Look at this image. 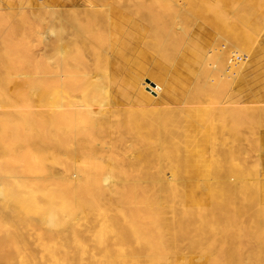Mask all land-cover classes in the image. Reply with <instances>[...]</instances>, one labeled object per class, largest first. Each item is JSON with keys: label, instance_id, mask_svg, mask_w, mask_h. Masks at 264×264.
Here are the masks:
<instances>
[{"label": "bare ground", "instance_id": "6f19581e", "mask_svg": "<svg viewBox=\"0 0 264 264\" xmlns=\"http://www.w3.org/2000/svg\"><path fill=\"white\" fill-rule=\"evenodd\" d=\"M3 1L0 15L28 6ZM150 1L138 18L113 0L41 2L35 47L11 17L19 35L0 45V112L20 114L19 99L50 109L26 114L46 122L39 129L15 131L16 116L0 114V264H264V176L241 146L242 132L264 124V43L240 26L255 0H187L177 11ZM208 10L220 34L210 51L191 32L198 48L168 44L176 18L197 23Z\"/></svg>", "mask_w": 264, "mask_h": 264}, {"label": "rangeland", "instance_id": "374dc122", "mask_svg": "<svg viewBox=\"0 0 264 264\" xmlns=\"http://www.w3.org/2000/svg\"><path fill=\"white\" fill-rule=\"evenodd\" d=\"M24 1H25V2H24ZM24 1H22V3H21V0H20V1H19V0H4V1H3L5 4H9V2H11L10 4H13V5H15V4H16V5H17V4H20V5L23 4V5H28L30 8H29L28 6H25V9L21 10L20 13H19L18 11L15 10L16 12H15V11L13 12V13L15 14V16H14L13 13H11V10L9 11L10 13H9V12L5 13L7 16H6V15H3V14L0 15V18H1L0 20H2L1 22H3L4 20L8 19L9 14L13 15V16L10 15V17H9V18L11 19V20H10L11 23H12V21H13L12 18H16V19H17L16 16L20 17L19 19H17L18 22L23 21V22H21L22 24L20 23V26H18L19 28H17V25H16V22H17V21L15 22V20L13 21L12 24L10 23L11 25L8 23V22H10V21H7V20H6L5 22H7L9 25H7V23H6L5 25H7L8 27L4 26V24H3L4 22L2 23L3 26H2V28H0V31H2V29L5 30L6 28H9V26H10L11 28L6 29L7 32H5L6 30H5V31L3 30V31H2L3 33L0 32V33H2V34H1L2 36H3V34H4L3 37L0 36V37L2 38V41H1V44H0L1 46H2V44H3V46H4L5 44H7L10 40H13V42H14L15 40L17 41V39H21V40H22L23 38H24V39L27 38L26 41H28V40L30 41V39L33 38V39H32V40H34L33 43H36V44H33V45L31 44L32 47H33L34 45H35V46H36V45H40V44H38L37 42L39 41V43H40L41 38H39V36H38L37 34L41 35L40 37L43 36V34H42V33H43V27L45 26L44 23L46 22V19L43 17V14L41 15V17L37 15L36 11H37L38 13H39L40 11H38V9H36V7L38 6L39 3L42 2L41 4H43L45 1L47 2V1H49V0H24ZM50 1H51V0H50ZM58 1H62V0H58ZM127 1H128V2H127ZM127 1H126V0H119V1H118V0H116V1L113 0V2H116L117 4L119 3V4H123L124 6L126 5L125 7H126V10H127V11H128V10H129V12H130V10L133 11V13L130 12L131 15L133 14L132 17L135 16L136 18H138V17H140V16L142 17V15H141L142 13L140 12V8H139V6H140L142 3H148L150 0H127ZM151 1H153V0H151ZM151 1H150V2H151ZM166 1H168V0H166ZM171 1H173V2H171ZM171 1H169V2H171V3H174V2H175V8H176L175 10H176V11L178 10L177 8L180 9V8H187V7H188V5H186V4H188L187 0H183V1H182V0H181V1H180V0H171ZM262 1H263V0H260V1H259V0H255V1H254L255 4H254V6H253V9L255 10V12H254L255 15H251V16H249L250 18H245L244 20H246L247 23L240 24V26H241V28H242V33H243L244 35H247L248 37H250V36L252 37V38L250 37V39H251V43L254 42V44H255V43L257 42L256 44H259V45H262V44L264 43V42H263V41H264V4H263L264 1H263V2H262ZM26 2H27V3H26ZM28 2L30 3V5H31L32 7L29 5ZM85 2H87V5H89L90 7H92V6H94V3L97 2V0H85V1L82 0V3L85 4ZM126 2L129 3V4L127 5ZM131 2H132L133 4H132ZM186 2H187V3H186ZM261 4H262L263 7L261 6ZM16 5H15V6H16ZM33 5H34V7H33ZM35 5H36V7H35ZM85 5H86V4H85ZM133 5H134V10H133ZM137 5H138V6H137ZM181 5H182L183 7H182ZM184 5H186V6L184 7ZM255 5H256L259 9L256 8ZM259 5H260V6H259ZM17 6H18V5H17ZM131 7H132V8H131ZM33 8H35V9H33ZM257 10H258V11H257ZM22 11H25V12H22ZM31 11H34V12H31ZM176 11H175V12H176ZM17 12H18V13H17ZM27 12H29V14H28ZM208 12H209V10H208ZM208 12H207V13H208ZM211 12H212V11H211ZM260 12H261V13H260ZM8 13H9V14H8ZM24 13H25V15H24ZM34 13H35V14H34ZM138 13H139V16H138ZM17 14H18V15H17ZM26 14H27V15H26ZM31 14H33L34 16L31 15ZM39 14H40V13H39ZM208 14H210V15H209V16H204L207 20H205V18L203 17V18H201V20L203 19V20H205V21H203V20H202V21H197V23H198V24H197L196 21H194V18H193V20H192V18H190V17H189L190 20L187 19V17L176 18V17H177V13H175V18L178 20V22H177V20L175 19V21L178 23V24H177V23L175 22V23H176V25H175V42H173L174 39H171V43H170V41H169L168 44H169V45H170V44H173V46H175V47H176V46H179V47H177V49L179 50V49H181V48H182V49H187V48H184V47H187L186 44L189 43L188 45L191 44L192 46H194V48H195V47H196V48L199 47L198 49H201V50H202V48H203V51L205 50V52H208L207 49H209V51H210V50L212 49V47H213V44H216V43H218V41H220V34H219V33L217 34V31H216L215 29H213L214 27H212V26H214V25L212 24V21H211V20H213V19H212V18H213V16H212L213 14H211L210 12H209ZM208 14H207V15H208ZM257 14H258V15H257ZM20 15H21V16H20ZM35 15L38 16V17L36 16V19L34 18ZM211 16H212V18H211ZM258 16H259V17H258ZM4 17H5V18H4ZM6 17H7V18H6ZM11 17H12V18H11ZM28 17H30V18H28ZM39 17H40V18H39ZM209 17H210V18H209ZM3 18H4V20H3ZM43 18H44V19H43ZM251 18H254V19H251ZM32 19H33V20H32ZM38 19H40V20H39L40 22L38 21ZM41 19H42V20H41ZM208 19H209L211 22H208V21H209ZM19 20H20V21H19ZM43 20H44V21H43ZM180 20H181V21H180ZM185 20H187V21L185 22ZM250 20H251V21H250ZM32 21H33V22H32ZM41 21H43V23H42ZM18 22H17V23H18ZM29 22H32V23L30 24ZM193 22H194V23H193ZM201 22H202V26H201ZM250 22H251V23H250ZM26 23H28L29 25L26 24ZM33 23L36 24V25H32ZM40 23H41L43 26H42ZM187 23H188V24H187ZM195 23H196V24H195ZM14 24H15V25H14ZM23 24H25L26 26H24ZM37 24L40 25V26H38ZM193 24H194V25H193ZM204 24H205V25H204ZM245 24H246V26H247L248 28L245 27ZM18 25H19V23H18ZM22 25H23V27H24L23 32H24V31H25V32L27 31V32L25 33L26 36H24V37H22V38H18V37H19V36H18L17 39H15V36L13 37V32H14L15 28H17V30L20 31V33H21V29H23V27H21ZM27 25L30 26V28H29ZM180 25H181V27H180ZM198 25H200L201 27L198 28ZM203 25H204V26H203ZM254 25H255V26H254ZM262 25H263V26H262ZM184 26H185V27H184ZM207 26H208L209 28H208ZM0 27H1V26H0ZM5 27H6V28H5ZM14 27H15V28H14ZM33 27H36L37 29H36V28H33ZM183 27H184V31H183ZM205 27H206V28H205ZM32 28H33V30H34L35 32H37V33H35V32L32 30ZM186 28H187V29H186ZM28 29L31 30V31H29ZM177 29H178V30H177ZM251 29H252V30H251ZM17 30H15V32L19 35V32H17ZM186 30H187V31H186ZM189 30H190V31H189ZM247 30H248V31H247ZM249 30H250V31H249ZM40 31H41V33H40ZM179 31H180V32H179ZM213 31H215L216 33L213 34ZM262 31H263V32H262ZM15 32H14V33H15ZM28 32H31V33H30L31 36L28 35V34H29ZM185 32H186V33H185ZM190 32H191L192 34H191ZM207 32H208V33H207ZM211 32H212V33H211ZM246 32H247V33H246ZM7 33H8V34H7ZM10 33H12V34H10ZM183 33H184V34H183ZM188 33H189V35L191 34L190 37H193V38H191V39H193V41L197 40V41L199 42V46H198V47H197L198 44H197V43L194 44V42L190 39L189 35H187ZM204 33H205V34H204ZM206 33H207V34H206ZM25 34H24V35H25ZM181 34H182V35H181ZM193 34H195V36H194ZM200 34H201V35H200ZM257 34H259V35H257ZM15 35H16V34H15ZM160 35H161V34H160ZM164 35L166 36V34H163V33H162V36H163V37H161V36H159V37L162 38V39H161L162 43H165V42H166L165 44H167V41L169 40V38H167V36H166L167 39H166L165 42H164V41H163V39H165V36H164ZM180 35H181V36H180ZM192 35H193V36H192ZM215 35H216V36H215ZM249 35H250V36H249ZM8 36H9V37H8ZM182 36H183V37H182ZM185 36H186V39H185ZM187 36H188V37H187ZM203 36H204L206 39H207L208 36H209L208 39H209L210 41H208V40H206L205 38H203ZM29 37H30V39H29ZM179 37H180V38H179ZM256 37H257V38H256ZM3 38H4V39H3ZM5 38H6V39L8 38V39H10V40L7 39V41H6ZM13 38H14V39H13ZM34 38H36V41H35ZM183 38L186 40V41L184 40V44H185V45L183 44V45H184V46H183V45L181 44V47H180V43H179V45H176L177 42H182V39H183ZM188 38H189V39H188ZM202 38H203V39H202ZM210 38H211V39L213 38L212 40H214V43H212L213 41L211 42V39H210ZM258 38H259V39H258ZM261 38H262V40H261ZM159 39H160V38H159ZM204 39H205V40H204ZM32 40H31V41H32ZM37 40H38V41H37ZM180 40H181V41H180ZM217 40H218V41H217ZM252 40H253V41H252ZM5 41H6L7 43H4ZM29 41H28V42H29ZM31 41H30V42H31ZM187 41H188V43H187ZM189 41H190V42H189ZM203 41H205L207 44H208V42H209V43L211 42L212 45H210V47H209V45L205 44V42H203ZM207 41H208V42H207ZM216 41H217V42H216ZM159 42H160V41H159ZM195 42H196V41H195ZM202 42H203V43H202ZM11 43H12V41L9 42V44H11ZM15 43H16V42H15ZM175 43H176V44H175ZM12 44H13V43H12ZM196 44H197V45H196ZM201 44H202V45L204 44L203 46H206V48L201 47V46H202ZM256 44H255V47H256ZM29 45H30V44H29ZM263 45H264V44H263ZM263 45H262V46H263ZM1 46H0V47H1ZM35 46H34V47H35ZM182 46H183V47H182ZM211 46H212V47H211ZM257 46H258V45H257ZM30 47H31V46H30ZM2 48H3V47H2ZM194 48L191 47L190 49H191V50H194ZM263 48H264V46H263ZM34 49H37V50H36L35 52H34V51H32V52L36 54V53H38V52L40 51V46H38L37 48H33L32 50H34ZM188 49H189V48H188ZM1 50H2V49H1ZM37 51H38V52H37ZM32 52H31V53H32ZM40 52H42V51H40ZM88 55H89V54H88ZM89 58H90V57H89ZM98 59H99V58H98ZM100 60H101V59H100ZM98 62H100V61H98ZM147 77H148V76H147ZM146 81H148V80H146ZM79 83H80L79 85H78V82H77V84L75 83V85H73L74 87L72 86V90L75 91V89H76V93H77V94L80 93L79 95H82L84 92L86 93V89H88V88H86V89L84 88V89H83V87H84V86H83V85H84V82H83V81H82V82L79 81ZM8 84H9V83H7V84L4 85V86H5L6 89L8 88V90L11 88V89L9 90V91H11V92H12L13 90H15V89L21 87V86H18L17 84H14V83H13L14 88L12 89V87H13L12 83H10V85H11L12 87L9 86ZM7 85H8V86H7ZM86 85H87V84H86ZM75 86H77V88H75ZM79 86H80L81 88H80ZM86 87H87V86H86ZM73 88H74V89H73ZM77 89H78L79 92L77 91ZM80 90H82V91H80ZM83 90H85V91L83 92ZM82 92H83V93H82ZM81 93H82V94H81ZM96 97H97V99L100 98L99 95L96 96ZM98 97H99V98H98ZM78 99H79L78 101H82V100H83V99L81 100L80 98H78ZM85 100H86V99H84L82 102H79V103H83V104H84V103L86 102V105H87V102H88V104H91V105H90V106L87 105V106L81 107V108L84 109V110H85V107H87V108H88V107H90V108L92 107V108H94V111L97 112V111L100 110V108H101L100 106L103 107V104H102L101 102H100L101 104H99V105L97 104V101H98V100H96L95 102H93L92 100H89V101H88V100L85 101ZM63 101L65 102L66 99H63ZM63 101H62V102H63ZM89 102H91V103H89ZM92 102H93V104H92ZM246 102H247V103H246ZM27 103H29V102H28V101H24V100H22V99H21V100L19 99V100L15 101V104H17L18 108H20V109L22 110L20 114H19V113H17V114H15V113L12 114V112H13V111H12V110H13L12 108H11V110H9V111H11V112L6 111V110H8V109L10 108L9 105H7L8 108H7L6 110L4 109V111H1V112H3V116H2V114H1V112H0L2 118H4V121H6V119H8V117H9V118L11 117V118H10V120H11L13 115L16 116V117H15V118H17L16 120L14 119V117H13V119L11 120V121L13 122V124L15 125V127H12V126H14V125L11 124L12 122H10V121L7 120L8 122H10V124H11L10 126H11L12 128H15V131H16V129L18 128V126H23V125H25L24 122L28 123L27 121L30 122V120H31V123H32V119H33V118H30V120H29V117H28V116H30V117L32 116V117H34V118H37L38 116L35 117V115L38 114L40 111L43 112V113H48V110L50 109V107H49L50 105H48V106L45 107V105L42 106V105H40V103H39L40 106H38V103H37V106L40 108V110H39V111H38V110H35V111H36V112H34L35 114H34V113H32V114L30 113V114H29V112H31V110H33L32 105L35 106V107H37V106H36V104H32V103H33L32 100H31V102L28 104V106H27V105H24V104H27ZM35 103H36V102H35ZM98 103H99V101H98ZM245 103H246L247 105H254V104H255V103H254V104H252V103L250 104V103H248V101H245ZM245 103H242V105L245 104ZM94 104H96V105H94ZM21 105H22L23 107H22ZM29 105H30V106H29ZM84 105H85V104H84ZM92 105H94V107H93ZM120 105H121V106L117 105V106H115V107H116V108H123V107H124L122 104H120ZM257 105H259V104H257ZM98 106H99L100 108H99ZM254 106H255V105H254ZM1 107H2V108H4V107H3V106H0V109L3 110ZM21 107H22V108H21ZM42 107H44V109H43ZM48 107H49V108H48ZM96 107H98V108L96 109ZM104 107H106V106H104ZM107 107H109V106H107ZM5 108H6V107H5ZM30 108H32V109H30ZM46 108H48V109H46ZM90 108H89V109H90ZM14 109H15V108H14ZM28 109H29L30 111H28ZM36 109H38V108H36ZM42 109H43V110H42ZM64 109H65V108H64ZM82 109H81V110L79 109L78 111L75 110V111H76V112H79V111H80V112H83V113H84V111H83ZM23 110H24V111H23ZM44 110H46L47 112H44ZM62 110H63V108H62ZM67 110H68V112H67V113L64 112V114H68V113H72V112H74V110L72 111L71 109H68V108H67ZM92 110H93V109H92ZM33 111H34V110H33ZM60 111H61V110H60ZM69 111H70V112H69ZM71 111H72V112H71ZM5 112H6V113L9 112V114H6ZM24 112H25V113H24ZM22 113H23L24 115H23ZM11 114H12V115H11ZM26 114H27L28 116H27ZM59 114H60V113H59ZM62 114H63V113H62ZM62 114L58 115L57 118H56V120H59L60 122L63 121V123H59V121H56V120H55V122H57L56 124H57V125L59 124L58 126H60V124H64V119H63V117L61 116ZM18 115H20V116H18ZM4 116H7V117H4ZM21 116H22V117L24 116V118H27V119H24V118H23V120H22V119H19ZM26 116H27V117H26ZM18 117H19V118H18ZM22 117H21V118H22ZM59 117H61L62 119L59 118ZM0 118H1V117H0ZM5 118H6V119H5ZM60 119H61L62 121H61ZM13 120H15V122H14ZM34 120H35V121H33V122H34V123L36 122L37 129L43 127V125H47L46 122H44V121H42V120H40V119H39V122H38V119H34ZM4 121H3V120H2V121L0 120L1 123L4 122ZM16 121H18V122H16ZM21 121H23V122H21ZM37 122H38V123H37ZM263 122H264V120H263ZM1 123H0V124H1ZM17 123H18V124H17ZM31 123H28V124H30L31 126H33ZM77 123H81V122H77ZM4 124H5V123H4ZM4 124H3V125H4ZM6 124H7V123H6ZM6 124H5V125H6ZM39 124H41V125H39ZM42 124H43V125H42ZM3 125L1 124V126H3ZM36 126L34 125L33 127L35 128ZM259 126H260V127H257L258 129L256 128V129L258 130V132H257V130H254V131H252V132L249 131V130H246V131H248V134H249L248 137H246V136L248 135V134L246 133V131H245V132H242V133H245V134H242L243 137L241 136V140H242V138H243V140L241 141V146H242V145L245 146L244 148H246V149H248V148L250 149L251 147H253L252 150L255 149L254 151H252V150L249 151L248 154L246 153L245 158H246V159H247L248 157H250V158H248L249 160H246V159H245V160H243V161L249 162V164L253 165L254 167L256 166V167H257V168H256L257 172H259L260 175L263 177V176H264V144H262L263 142H261L260 139L264 136V128H263V127H264V124H263V127H261V126H262V123H261ZM38 127H39V128H38ZM1 128H2V127H1ZM1 128H0V130H1ZM260 128H261V129H260ZM2 129H3V131H4V129H7V128H2ZM12 130L14 131V129H12ZM5 131H6V130H5ZM249 132H250V133H249ZM254 132H255V134H253ZM257 134H258L259 136H257ZM251 135H252V136H251ZM255 136H257L258 139H257V137H255ZM244 137H245V139H244ZM247 138H248V140H247ZM249 139H250V140H249ZM254 139H256V141H255ZM244 140H245V141H244ZM246 140H247V142H246ZM257 140H258V143H259L261 146L257 143ZM248 141H249V142H248ZM259 141H260V142H259ZM242 142H244V143H242ZM254 142H255V143H254ZM245 143H246V144L248 143V145H245ZM256 143H257L259 146H258ZM253 144H255V145H253ZM249 145H250V146H249ZM243 146H242V147H243ZM260 147H261V148H260ZM244 148H243V149H244ZM257 148L260 149V150H259V151H261V152H259L260 154L257 152ZM249 149H248V150H249ZM250 152H251V153H250ZM256 152H257V153H256ZM255 153H256V154H255ZM249 154H251V155L248 156ZM257 155H258V156H257ZM247 156H248V157H247ZM253 156H257V157H253ZM251 157L254 158V160H251ZM2 159H3V157H2ZM243 159H244V158H243ZM0 160H1V158H0ZM259 160H260V161H259ZM3 161H4V163H3L4 165H3V164H2V165L5 166V162L7 163V161H5V160H1L0 162L2 163ZM250 161H251V163H250ZM258 161H259V165H260L259 168H258V166H257V165H258ZM253 162H255V163H253ZM260 163H261V164H260ZM57 164H58V163H57ZM57 164H56V167L59 166V164H58V165H57ZM254 164H255V165H254ZM61 167H62V169H59V167H58V169H59V171L62 172L63 169H64V167H63V165H61L60 168H61ZM258 169H259V170H258ZM260 169H261V172H260ZM4 173H5V172H4ZM4 173H3V174H4ZM5 174H6V173H5ZM1 231H2V230H1ZM1 231H0V232H1ZM4 233H6V230H5V229H3V234L0 233V236H3ZM33 236H34V235L30 236V238H33V239H30V238H29L30 241H31V240L33 241V240L36 238V236H34V237H33ZM1 238H2V237H1ZM34 244H35L34 246H35L36 251H38L40 248L37 249L39 246L36 247L35 240H34ZM102 246H104V244H102ZM37 254L40 256L41 251H39Z\"/></svg>", "mask_w": 264, "mask_h": 264}]
</instances>
